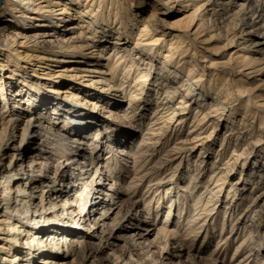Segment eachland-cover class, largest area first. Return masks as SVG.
<instances>
[{"label": "bare ground", "instance_id": "6f19581e", "mask_svg": "<svg viewBox=\"0 0 264 264\" xmlns=\"http://www.w3.org/2000/svg\"><path fill=\"white\" fill-rule=\"evenodd\" d=\"M145 1L0 0V264H73V261L78 264L79 258L92 256L94 251L89 255H80L79 248L83 244L89 247L87 242L64 238L72 231L60 218L59 213L65 208H57V205L50 203L47 193L63 196L66 191H74L75 185L82 184V179L86 178L87 168L84 167H91L85 160L92 161L94 156H102L104 146L98 139L97 131L98 127L105 125V120L93 112L108 113L112 121L115 117L126 118L128 114L133 117L140 115L137 122H141L148 106L154 105V116L142 130V137L132 153L125 147L133 136L128 131L114 133L109 140L104 136L108 144L105 146L107 153L102 158L103 165H99L101 170L95 169L92 174L96 179L111 177L115 170L109 166L117 165L119 159L132 160L133 174L128 183L121 186L122 189L117 178L109 187L100 188V194L112 199L114 209H120L126 203L134 204L132 198L140 190L141 183L145 182L146 192L150 190L156 193L172 180V173H169L166 181L153 176L148 166L149 160L154 157V151L165 143L168 130L170 133L172 130L174 133L179 131L177 128L182 126L186 110L196 105L194 122L187 135L174 142V146L177 145L175 154L188 158L198 148L196 144L200 141L198 167L193 171L188 169L190 172L184 185L190 194L193 193L195 186L206 180L202 175L207 165L214 163L213 159L205 161L207 155L203 156L210 150L207 143L224 123L226 130L220 138V146L224 149L230 143V155L218 168H213L206 183L204 180L205 192L209 194L206 202L200 196L193 200V214L188 224L193 223L183 238L185 241L181 239L176 244L179 252L184 244H187V248L192 247V237H196L201 229L204 240L211 238L212 232L207 228L206 221L209 213L205 214L209 207L208 199L211 201L215 196L216 204L228 186L227 204H231V201L234 203L247 195L243 192L249 189L246 187L248 182L251 181L252 187L264 179L263 170L256 178L246 176V183L242 187L234 186L227 180L237 161L241 165L239 173H242L244 166L256 165L247 161L254 149L264 142L260 137L264 133V97L260 93V86H264V82L256 79L260 82L254 86L249 82L251 78L264 74V56L249 55L251 52L264 55V24L259 25L264 18V1L253 0V3L245 5V0H151L153 5L141 18L145 11L142 9L147 3ZM29 29H32V35L26 34ZM237 29H240L238 36L235 33ZM205 35H208L207 38L199 40ZM251 37L257 39L253 46H261L260 49L253 50L244 45ZM221 38L225 43L217 48L218 51L233 43L238 48L241 39L244 42L238 50L230 51L226 60L205 62L206 55L202 54L200 44ZM163 42L167 44L164 52L159 49ZM106 51L115 56L117 66H123L122 77L130 70L140 73L135 80L137 82L134 81L135 89L128 95L126 106H122L123 101L117 97L119 91L126 94L124 89L109 92L96 83L100 79L102 82L110 80L105 76L106 70L99 67L100 58ZM204 74L210 81L208 87L202 80ZM151 80L155 83L154 94L149 86L146 87ZM210 85L217 91L215 97L209 93ZM173 98L178 101L171 107ZM205 104L208 108L204 107ZM22 114H25L22 119L24 126L17 140L15 132ZM206 123L209 125L206 129L208 133L199 139L196 131ZM185 141L195 144L185 147ZM117 144L124 147L113 150ZM9 150V160L3 163V157ZM23 153L28 160L21 165ZM52 156H58L59 163L49 176V165L45 162ZM75 156L84 157L77 161ZM262 156L264 158V154ZM92 179L89 180L90 185ZM99 181L97 184L101 186ZM86 190L74 193L81 211L89 203L90 191ZM247 193L253 195L249 206L255 214V207L264 197V188ZM114 198L119 199L115 201ZM160 198L158 201L162 200ZM106 200H92L88 209L95 206L92 203L100 205ZM32 201L35 203L32 204ZM76 203H69L68 208ZM158 203L161 207L165 202L162 200ZM171 205L157 226V243L178 236L172 223ZM109 208L102 206L98 209L103 215L100 221L109 216ZM178 208L179 220L184 208L183 205ZM141 210H145L146 214L149 212L148 207ZM228 214L232 216V213ZM234 220H231L229 233L218 238L219 249L224 244L226 246L228 236L229 240L233 236L238 225ZM195 224L198 226L194 227ZM98 225L95 224L94 228L100 227ZM221 228L223 230L224 225ZM147 230L152 229H144ZM245 231L235 251L238 246L245 248L251 244L253 233L250 229ZM60 248L64 253L60 252ZM101 248L99 244L94 253L101 252ZM70 254L76 257L67 262ZM245 255L237 264L246 263L250 253ZM102 260L95 254L91 264H103Z\"/></svg>", "mask_w": 264, "mask_h": 264}, {"label": "rangeland", "instance_id": "374dc122", "mask_svg": "<svg viewBox=\"0 0 264 264\" xmlns=\"http://www.w3.org/2000/svg\"><path fill=\"white\" fill-rule=\"evenodd\" d=\"M252 1L253 0H245V5L247 3H253ZM263 1L264 0H260V3ZM145 2L147 3L145 4V7L142 9L143 11L144 10L145 11L141 15V18L144 17V15L148 12V10H150V6L153 5L151 4L152 3L151 0H146ZM262 24H264V18L263 21L259 22V25ZM90 32H92V30ZM235 33L237 34L236 36H238L240 33V29H237ZM26 34L32 35L33 34L32 29H29ZM207 36L208 35H205L201 37L199 40L207 38ZM256 40L257 39H254V37H251L248 41L247 40L245 41L244 45L246 47L250 46V48L252 49L253 48L260 49L261 46H253V42H256ZM239 42L241 43V45L238 48L242 47L243 45L242 43L244 41L241 39ZM223 43H225V40L221 38L220 40H214L209 43L203 42L202 44H200V47L202 49L201 50L202 54L206 55L205 62H207L208 60L209 62H213L219 59L226 60L229 57L230 51L234 52L238 50V48L234 47V43H233L230 46H227L225 49L218 51L217 48L222 46ZM166 47L167 44L163 42V44L159 46V49L160 51L163 50L162 52H164L166 51ZM85 52H87V50H85ZM216 52H218L217 56L214 55ZM238 52L242 53V51L240 50ZM249 55L256 57L264 56L260 54V52L257 53L251 52L249 53ZM114 57L115 56H113L112 53H109V51L103 52L102 57L100 58L101 60L99 59L101 63L99 67L101 68L103 67L106 70L107 74H105V76L110 80L108 81L103 80L102 82V80L99 78L100 80H98V82L96 83L97 85L102 86L103 89H108L109 92L116 93L115 89H119V88L124 89L126 94H122L119 91L117 92V97L119 96L121 101H123L121 105L126 106L129 97L128 95L132 94L133 90L135 89L134 81L137 80V78L140 76V73L135 70H130L129 73H127L124 77H122L123 66H117L114 61L115 60ZM213 57H218V58H213ZM178 59L179 58H177L176 61H178ZM188 65L189 64L187 63V66ZM114 66L115 68H113ZM205 72L208 71L205 70ZM204 75L205 76L202 77V80L203 83H205V86L208 87V82L210 81L209 79H207L206 74ZM96 79L97 78H94L93 80ZM256 79H261L262 82H264V74L257 76L255 79L251 78L249 80V82L252 83L251 86H254L256 83L260 82L259 80ZM148 86L149 89H151L152 94H154V91H156L154 90L156 89L154 81L152 80L149 81L146 87ZM109 87H111V89H109ZM260 87H261L260 93L264 97V86L261 85ZM215 92H217L216 89L212 85H210L209 93L213 97H215L216 96ZM105 94L108 95V93ZM110 96L112 95L110 94ZM176 101H178L177 98H173L171 100L170 102L171 107H174L173 105H175ZM195 106L196 105H192L186 110L187 114L182 118L183 119L182 120L183 123L181 124L182 126L177 128L179 129V131L174 133V130H172V132L170 133L169 132L170 129L167 128L169 129L168 130L169 135L164 141L165 143L161 147H159L158 150L154 151L155 153L154 157L151 160H149L150 163L148 164V166L151 167V168L149 167L150 173L153 174V176H157L161 181H166V179L169 177V173H172L173 174L172 180L167 184L163 185L162 187H160L157 191H155L156 193L150 190L146 192L145 182L141 183V185L139 186L140 190L137 191L132 198V200L135 201L134 204L126 203L125 205H122L120 209L119 208L114 209V205H112L111 203L112 199L108 198L104 194H100L99 191H102L100 190L102 186L103 188L104 186L105 188L109 187L113 183L114 178L118 179V182L120 183L119 184L120 187L118 186L119 188H121V186H125L133 174L131 167L132 160L127 159L126 161H123L119 159L117 161V165L114 163L112 164V167L109 166L110 168H113V170H115V172L112 174L111 177L108 178L102 177V179L99 178L96 179L95 175L92 174H94L93 172L95 169H98V171L101 170V168H99V165L100 164L103 165L102 158L107 153L105 146H107L108 144L105 141L104 136L109 140L112 139V137H114V133H121L123 131H128L134 137L131 136L129 140L130 143L129 144L127 143L125 147H127L126 149L130 153H132L133 150L136 149L138 146L137 145L139 142L138 140L142 137V132H143L142 130H144V128H146L149 125L148 123L150 121V118L154 116L153 114L154 105L148 106V108L145 110V115L142 117L144 119L141 120V122H139L140 120L137 122V119L141 118L139 117L140 115L138 117L137 116L133 117L130 116V114H128L126 115V118L115 117V119L113 118L114 121H112V118H110L108 113L99 112V111L93 112V114L96 113L97 116L99 115L101 119L105 120L104 122L105 125H101L100 127L97 126L98 131L94 130L97 131V133L99 134L98 139L100 140L101 143H103L104 146V149L101 152L102 156L100 155L94 156V159H92V161H90V159L85 160L86 163L87 164L89 163L91 167L90 168H88V166L84 167V169L87 168V172L85 173L86 178L82 179V184H79L78 186L75 185L74 191L73 189L71 191H66L63 196H57L53 192L47 193V198H48L47 200L50 203H53V205L55 206L57 205V208L60 206L61 208H65L63 212L59 213L61 214L60 218L67 226H69V230L71 229L72 231L69 232L70 234L68 236L64 235V238L66 240L69 239V240L83 241L88 243L89 247H86L83 244L81 248H79L80 249L79 252L81 256L83 254L89 255L91 251L95 252L97 247H99V244L102 245L101 249L103 250L102 251L100 250L101 252H97V253L92 252L91 253L92 256H90L89 258L88 257H86L85 259L79 258L78 264H91V260L93 258V255L95 254H97V257L103 259L102 260L103 264H237V262H239L241 258H244V256H246L245 254H247L248 252L250 253V256L248 257V259L245 261L246 263L244 264H264V200H263L264 197L255 207V210L257 211L254 214L252 207L249 206L250 201L253 199L252 198L253 195L249 196L247 193L248 191L256 192L261 188H264V179L260 184H258L257 186L253 185L252 187H250L251 181L248 182L249 184H247L246 187L249 189L246 192H243L244 194L247 195L241 196L234 203L233 201H231L232 202L231 204L229 203L227 204L228 197L226 196L228 195L227 192L228 186L221 193V195L219 196L220 200L216 204L214 203L216 198L215 196L212 197L213 199L211 201H209L208 199L207 205L209 207H207L208 209L205 210V214L209 213L208 214L209 216L206 218L207 219L206 221L208 222L207 228H209V230H211L212 232L211 238L209 239V241L204 240L203 229H201L196 237H192L194 239V244L192 245L191 248H187L186 247L187 244H184L183 248H181L182 251L181 252L177 251L176 244H178L181 241V239L183 242L185 241L183 240V238L186 236V234L189 231L188 227L190 226V224L193 223V221H191V223L189 222L188 224V220L191 218L190 216H192L193 214L192 213L193 211L192 204L194 203L193 200H195L196 197L200 196V198L203 197V202H206L205 198L209 194L205 192L204 185L210 175L209 173L213 170V168L215 167L218 168V166L221 165V163H223L230 155V147H229L230 143L229 144L227 143L228 145L226 144L224 149H222V146H220V138L224 135L226 130V127L224 126L223 123V125L219 126L215 130L216 132L213 133V136L211 137V140L213 141L210 140L207 143V146L210 149L208 150L209 153L207 152L203 155V156L207 155L205 157V161L209 162L211 159H213L214 161L212 165L209 164L207 165V167L205 168L206 170L202 175L206 177V180L203 179L201 183L196 185L193 193L190 194V192L186 190V187L184 185L186 182L187 174L198 167L197 158L201 150V145H199L200 142L199 141L196 144V147L198 148H196V150L191 154V156L188 157L189 158L188 159V158H184V156L181 157L180 155H178L179 153L175 154L176 152L175 147H177V145L175 144L176 146H174V142L177 140V138H181V137L184 138L185 137L184 135H187L190 126L194 122V115L196 112ZM204 107H207L206 104L204 105ZM24 115L25 114H22L20 120L17 122V132H15V134H17V140L21 133V128L22 126H24V121L22 120ZM106 118H108V121H106ZM238 118L239 116L237 115V119ZM208 123H206L202 129L196 131L197 134L199 133L198 135L199 139H203L205 134L208 133V130H206L207 127H209ZM260 137L264 139V133L260 134ZM185 144H186L184 145L185 147H190L193 146L195 142L185 141ZM123 147L124 145L122 146V144H117L116 146H114L113 150ZM10 150L5 153L3 157L4 159L2 161L3 163L8 162ZM220 152H221V159H220ZM87 153H88L87 155L89 156L90 152L88 150ZM215 154L218 156L216 159H215ZM262 154H264V142L263 144L258 145L254 149V151L250 154V157L247 161V163L248 162L255 163L256 165L248 166V167L244 166L242 173H239L241 169V165L237 161L233 172H231V174L228 175L227 180L229 181V183L237 187H242L243 183H246L245 180L246 176L251 175L253 176V178L254 177L256 178V176L262 173L264 170V163H263L264 158ZM83 157L84 156H75L74 159L78 161ZM62 159H64V157ZM20 160H21L20 162L21 165L24 164V162L26 163L28 160L27 155L23 153L21 155ZM58 161H59L58 156H52L49 160L45 162L47 163V165H49V173L47 168V174H49V176L50 173L52 174L55 171L56 164L59 163ZM153 164H155L156 166L152 167ZM145 166L146 165L144 164L143 167ZM155 171L157 172L154 175ZM88 175L90 176L88 177ZM91 176L92 177L94 176L93 177L94 180L91 178ZM90 178L93 180L92 185L89 184L90 183L89 180H91ZM98 180H100L99 182L101 183V186L97 184ZM55 183H57V181ZM82 187L83 189L85 190L87 189L90 191V196L88 200L89 203L92 202V200L97 201L102 198L103 199L106 198L108 200H106L105 203L100 205H96L95 203H92L91 204L92 206L95 205L92 209L90 208L88 209L89 203H87L81 211V205L80 204H79L80 206L77 205L78 202L76 203V198L74 195L76 194V192L78 193L81 190H83L81 189ZM33 190H37V189L34 188ZM35 195L39 196V194L36 192ZM93 197H95L96 199L94 200ZM160 197L162 198L163 202H165L161 205V207L158 206L159 204L158 202L162 201V200L158 201V198ZM118 199L119 198H114L115 201H117ZM37 200H39V198ZM37 200L36 202H38ZM68 202L69 203L73 202L76 204L68 208V204H69ZM148 202L150 203L149 205H147ZM177 202H179V204H176ZM33 203L35 202L32 201V204ZM44 203L45 201H43V204ZM32 204H30L29 206H31ZM169 204H172L170 210H171V218L173 217V220L170 219V222L172 220L173 225H175V229L177 230L178 236L176 239L173 238L165 241L164 240L158 241L157 243L155 241L156 229L157 226L160 225V222H162L163 219L165 218L164 216L166 215V209L169 208ZM179 205H183L184 210L181 211L182 212L181 217L178 220L177 217L180 215L178 211ZM102 206L103 207L105 206L107 208L112 206L109 208V211L107 213L109 214V216L106 219H104V221H100V219L103 218L102 217L103 215H101V211L98 210ZM144 206L148 207L149 212L147 214L144 212L145 210L143 211L141 210L142 208L143 209L147 208V207L145 208ZM225 210L227 213H225ZM77 212L79 213L77 214ZM228 213H232V216H230L231 214ZM233 219H235L234 221L238 224L237 228L236 230L233 231L234 234L230 240H229L230 236L226 238L227 239L226 246L224 244V246H222V249H219L221 246L217 245V242L219 240L218 238L219 237L221 238L224 234L227 235L229 233L231 220ZM97 220L100 222L97 223L98 222ZM95 224L96 225L99 224L100 227L94 228ZM197 224H195L194 227L195 226L197 227L198 226ZM92 225L93 227H91ZM223 225H224V229L222 230L221 227ZM146 228L152 230L144 231V229ZM245 229H250L253 233L251 244L249 246H246L245 248H239L238 246V249L235 251L236 246L244 238L246 232ZM220 244L221 243H219V245ZM111 251L113 252V255H111L112 253ZM60 252L64 253L63 248H60ZM73 253L74 252H72V254ZM75 257H76L75 255L72 256L70 254V256L66 260L68 262ZM73 264L76 263L73 261Z\"/></svg>", "mask_w": 264, "mask_h": 264}]
</instances>
